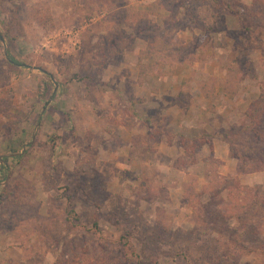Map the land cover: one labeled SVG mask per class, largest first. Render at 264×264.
Wrapping results in <instances>:
<instances>
[{
	"label": "rangeland",
	"instance_id": "1",
	"mask_svg": "<svg viewBox=\"0 0 264 264\" xmlns=\"http://www.w3.org/2000/svg\"><path fill=\"white\" fill-rule=\"evenodd\" d=\"M0 36V264H264V0H0ZM139 39L138 72L116 81L104 69ZM229 44L254 53L251 69L209 57ZM174 76L208 94L258 88L226 133L237 175L216 158L204 175L173 171L191 170L204 138H174L136 85ZM141 128L150 163L128 144Z\"/></svg>",
	"mask_w": 264,
	"mask_h": 264
},
{
	"label": "crops",
	"instance_id": "2",
	"mask_svg": "<svg viewBox=\"0 0 264 264\" xmlns=\"http://www.w3.org/2000/svg\"><path fill=\"white\" fill-rule=\"evenodd\" d=\"M218 32L217 35L220 37L218 39L214 38L213 40H219L223 43L230 42L229 38L226 36L225 30L222 32V30L219 29ZM184 36L186 37L187 35L185 34ZM191 38H193V35L188 39L185 38L184 42H187ZM146 44L145 39L134 41L124 50L123 53H121L118 60L109 63L104 71L114 68L115 71H111L112 77L119 82L124 80V72L126 71L128 73L130 68H132V74L136 75L138 72V62L140 63L137 59L142 55ZM227 47L228 49H226ZM230 48V44L226 46L225 49H217L214 45L208 50L210 55H212L209 57L217 59L218 62L220 61V65L224 68H226L227 60L235 65H239L240 68L243 69L247 67V64H249V69L253 67L251 66V62L253 58H256L253 57L254 53L251 51H245L242 47H237L236 51L233 53L229 52L231 51ZM244 57L247 62L246 64L242 59ZM196 66L206 71L209 63H194L190 64L189 67L185 66L184 69L190 74ZM224 68L223 71L226 72L227 70ZM177 78L179 81H185V78L174 76L173 79H169V82H166L165 84L162 80H158L156 85H136L138 95L148 96L146 97L148 98V102H153V104L159 105V108L156 109L160 112L161 116L168 115L171 118L172 125L170 126V131L173 133L174 138H178L179 140L181 137L189 139L197 137L204 138L200 143L196 154L197 163L195 162L191 166L188 165L191 170H186V168H181V170L180 168L173 167V171L180 173L182 177L187 176L188 173L191 175L195 171V175L197 171L204 175L207 170H209V164L212 162L213 158H216L219 160L216 167L217 173L224 176L237 175L240 162L239 157L231 154V144L227 139L226 133L229 135L228 131L232 130L234 127V134H236L237 130H235V127H238L236 125L241 121L247 120L248 117L246 116V111L258 100V88L256 85H237L234 88L237 91H243L242 94H238V92H228L229 90H232L231 85H209L213 94H208L207 89H204L206 85H177ZM123 87L124 85H120L121 90ZM175 100L180 101L179 103H176L181 110H179L178 106L174 104ZM171 101L174 106L169 104ZM78 115L80 116L82 114L78 113ZM140 121L142 122L141 119ZM150 124L154 126L153 121H149L148 125ZM142 125V127H145L144 124ZM219 130H223L224 134H218ZM207 132L211 134L207 135ZM126 135L131 136L132 139L137 136L141 138L140 141H137L133 145L130 142H128V144L131 145V152H133L134 149L135 151L137 150V153H143L145 158L147 157L148 161L141 159L142 163H150L152 159L148 156L146 150L148 147L146 142L147 129L144 131L143 128H141L140 131L137 132L133 129L127 130ZM104 139L109 141L110 136L106 135L104 136ZM164 143L165 142H161L159 144L155 152L156 158H153L155 159L157 166L169 168L166 166V162L160 161L166 148ZM178 146L179 147H176L175 156L178 158L184 157V149L182 145L180 147L178 144ZM166 173H168V169L164 172V174ZM259 173L260 172H255L242 175L244 177L241 176V179H244L242 183L250 185L257 182L256 179L258 177L256 175Z\"/></svg>",
	"mask_w": 264,
	"mask_h": 264
},
{
	"label": "trees",
	"instance_id": "3",
	"mask_svg": "<svg viewBox=\"0 0 264 264\" xmlns=\"http://www.w3.org/2000/svg\"><path fill=\"white\" fill-rule=\"evenodd\" d=\"M155 41H156V38H153L151 42H152L153 44H155ZM148 52H152V51H151V50H148ZM152 55H153V53H152ZM7 57H8V59H9V61H10L11 63H15V61H14L13 59H11L8 55H7ZM245 157H247V156H245Z\"/></svg>",
	"mask_w": 264,
	"mask_h": 264
},
{
	"label": "water",
	"instance_id": "4",
	"mask_svg": "<svg viewBox=\"0 0 264 264\" xmlns=\"http://www.w3.org/2000/svg\"><path fill=\"white\" fill-rule=\"evenodd\" d=\"M0 39H2L1 36H0Z\"/></svg>",
	"mask_w": 264,
	"mask_h": 264
}]
</instances>
